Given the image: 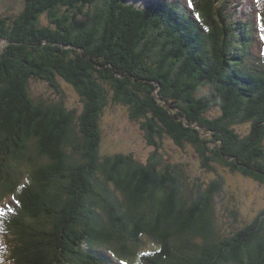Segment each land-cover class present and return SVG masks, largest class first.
I'll return each mask as SVG.
<instances>
[{
	"label": "trees",
	"instance_id": "obj_1",
	"mask_svg": "<svg viewBox=\"0 0 264 264\" xmlns=\"http://www.w3.org/2000/svg\"><path fill=\"white\" fill-rule=\"evenodd\" d=\"M255 3L259 21L253 0H25L0 16V264H264V209L237 226L225 206L224 232L221 178L191 180L187 164L158 152L169 137L206 171L264 185ZM59 79L80 95L79 112L31 97V80L62 96ZM110 100L140 121L155 147L147 161L100 154Z\"/></svg>",
	"mask_w": 264,
	"mask_h": 264
},
{
	"label": "rangeland",
	"instance_id": "obj_2",
	"mask_svg": "<svg viewBox=\"0 0 264 264\" xmlns=\"http://www.w3.org/2000/svg\"><path fill=\"white\" fill-rule=\"evenodd\" d=\"M255 1L253 0V7L257 19L259 14ZM137 4L140 3L137 2ZM24 5L25 0H0V16H15L23 10ZM253 18V15L249 17L250 20ZM257 21L259 20L257 19ZM46 23V17H42V24ZM3 44L4 41L0 40V46ZM259 46L258 39L255 38L251 52L257 54ZM58 81L62 96L46 82L31 80L29 84L31 97L35 100L45 99L48 101H59L63 98L68 109H76L79 112L82 107L80 95L63 79ZM106 88L109 89L107 86ZM219 113L220 111L215 107L207 113V116L213 117ZM100 127L102 132L100 154L102 155L132 154L139 161L145 162L155 149L154 146L148 144L140 121L131 118L129 107L121 103L109 101L101 115ZM237 130L240 134H245L249 131V125L247 123L240 124L237 126ZM158 152L169 162L187 164V174L191 180L199 179L200 181L197 182H209L212 179L221 178V191L216 195V203L220 209L219 219L222 221L221 229L224 232L231 228L230 223L233 220L222 215L225 213L223 211L225 206L237 210L239 220L235 223L237 226L249 223L264 209V185L258 181L240 173L231 172L220 165L216 166L215 171H206L200 165L199 158L192 147L186 145L181 148L169 137L162 139ZM3 240L0 237V248L3 246Z\"/></svg>",
	"mask_w": 264,
	"mask_h": 264
},
{
	"label": "snow or ice",
	"instance_id": "obj_3",
	"mask_svg": "<svg viewBox=\"0 0 264 264\" xmlns=\"http://www.w3.org/2000/svg\"><path fill=\"white\" fill-rule=\"evenodd\" d=\"M188 6H189L190 8L194 6V5H193V0H188ZM197 18H198V17H197ZM257 19H258V20L260 19L259 15L257 16ZM261 39L264 40V33L261 34ZM142 255H146V254H145V253H142ZM121 264H123V262H121Z\"/></svg>",
	"mask_w": 264,
	"mask_h": 264
},
{
	"label": "clouds",
	"instance_id": "obj_4",
	"mask_svg": "<svg viewBox=\"0 0 264 264\" xmlns=\"http://www.w3.org/2000/svg\"><path fill=\"white\" fill-rule=\"evenodd\" d=\"M247 1H249V0H247Z\"/></svg>",
	"mask_w": 264,
	"mask_h": 264
}]
</instances>
